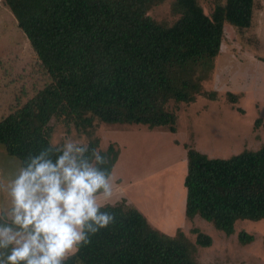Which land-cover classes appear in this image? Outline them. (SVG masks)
Instances as JSON below:
<instances>
[{
	"label": "trees",
	"instance_id": "1",
	"mask_svg": "<svg viewBox=\"0 0 264 264\" xmlns=\"http://www.w3.org/2000/svg\"><path fill=\"white\" fill-rule=\"evenodd\" d=\"M1 1L47 77L42 112L49 115L64 105L90 134L96 123L172 125V103L188 101L199 89L200 75L202 84L212 75L224 27L247 28L255 4L224 0L215 16L197 0H175L179 18L166 27L147 15L159 0ZM31 107L0 118V146L19 164L50 143L39 131L41 122L28 113ZM96 140L88 142L91 148L99 146ZM104 152L110 172L114 157ZM183 187L186 220L200 218L227 237L237 221L263 220L264 145L228 159L189 150ZM114 204L107 210L115 214V224L91 236L67 264H200L197 249L212 243L198 230L194 243L180 230L166 235L125 200ZM238 240L246 245L254 238L240 233Z\"/></svg>",
	"mask_w": 264,
	"mask_h": 264
},
{
	"label": "rangeland",
	"instance_id": "2",
	"mask_svg": "<svg viewBox=\"0 0 264 264\" xmlns=\"http://www.w3.org/2000/svg\"><path fill=\"white\" fill-rule=\"evenodd\" d=\"M175 0H159L147 12L158 24L171 27L179 18ZM206 13L222 12L224 0H197ZM220 53L213 72L188 101L173 104L174 122L152 129L136 125H101L91 134L77 126L69 111L60 105L49 115L42 112L44 85L36 57L18 29L10 10L0 0V118L27 104L39 131L50 143L66 139L99 141L97 148L114 157L110 174L114 191L110 203L134 206L158 231L172 236L180 230L192 243L194 230L208 235L210 247L198 248L200 264H264V219L237 221L234 233L225 236L208 222L184 215L187 152L209 158L228 159L264 145V0H255L250 24L243 30L224 27ZM210 92V93H202ZM44 117V118H43ZM172 130V131H171ZM20 166L0 146V186ZM169 189L165 188L164 186ZM6 194L0 187V207ZM240 233L254 240L242 245Z\"/></svg>",
	"mask_w": 264,
	"mask_h": 264
},
{
	"label": "clouds",
	"instance_id": "3",
	"mask_svg": "<svg viewBox=\"0 0 264 264\" xmlns=\"http://www.w3.org/2000/svg\"><path fill=\"white\" fill-rule=\"evenodd\" d=\"M91 153L89 156L88 153ZM109 157L78 139L29 153L2 186L0 264H67L115 224Z\"/></svg>",
	"mask_w": 264,
	"mask_h": 264
},
{
	"label": "crops",
	"instance_id": "4",
	"mask_svg": "<svg viewBox=\"0 0 264 264\" xmlns=\"http://www.w3.org/2000/svg\"><path fill=\"white\" fill-rule=\"evenodd\" d=\"M164 186V185H163ZM165 188L169 189L168 187L164 186Z\"/></svg>",
	"mask_w": 264,
	"mask_h": 264
}]
</instances>
